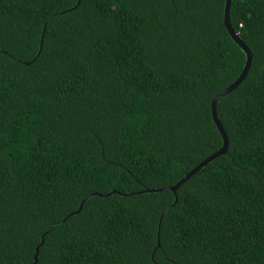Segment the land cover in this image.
<instances>
[{"label": "trees", "instance_id": "1", "mask_svg": "<svg viewBox=\"0 0 264 264\" xmlns=\"http://www.w3.org/2000/svg\"><path fill=\"white\" fill-rule=\"evenodd\" d=\"M76 2L0 0V264H264V0H231L252 58L216 104L227 151L173 205L171 190L130 192L222 144L210 103L245 61L224 0L60 13Z\"/></svg>", "mask_w": 264, "mask_h": 264}, {"label": "water", "instance_id": "2", "mask_svg": "<svg viewBox=\"0 0 264 264\" xmlns=\"http://www.w3.org/2000/svg\"><path fill=\"white\" fill-rule=\"evenodd\" d=\"M80 2V0H77L76 4L73 7H70L68 9H65L63 11H60V13L66 12L68 10L73 9L78 3ZM230 5H231V0H224V8H223V25L225 26L228 34L230 35V37L233 39V41L239 45L241 47V49L244 51L245 53V61L243 64V67L240 71V73L238 74V76L230 83L228 84L225 88H223L220 92H218L211 100V116L213 119V122L216 126V128L218 129L221 137H222V144L221 146L216 149L214 152H212L211 154H209L207 157H205L204 159H202L201 161H199L192 169H190L187 173H185L178 181H176L174 184L169 185V186H164V187H157V188H147L144 190H139V191H134V192H130V193H138V192H151V191H161V190H171L174 193V201L171 205H173L176 202V189L183 184L189 177H191L197 170H199L200 168H202L205 164H207L208 162H210L212 159H214L215 157L224 154L227 151V147H228V136L226 131L223 128V125L218 117L217 114V109H216V104L217 101L219 100V98H221L222 96L228 94L230 91H232L233 89H235L239 83H241V81H243V79L245 78L248 69L250 67V62H251V58H252V53L250 48L245 44V42L240 38L238 32H236L231 23H230V19H229V12H230ZM48 19L44 22L43 27H42V31H41V35H40V43H39V49L37 54L39 53L41 46H42V40H43V35L45 32V28H46V24H47ZM112 192V191H111ZM110 191L105 193V194H100V193H96L99 195H107L109 193H111ZM95 193V192H94ZM92 193H89L84 199H82V201H80L79 206L77 208V211H79V209L81 208L82 203L84 202L85 199H87ZM122 194H129V193H122ZM164 212V211H163ZM160 220L161 217L159 218V223L158 226H160ZM41 243L43 240V235L41 237ZM38 247L39 244L35 247V253H34V259L36 261V257H37V252H38Z\"/></svg>", "mask_w": 264, "mask_h": 264}]
</instances>
